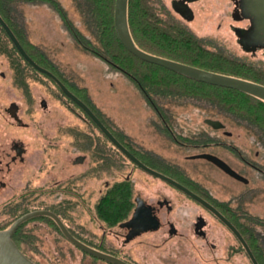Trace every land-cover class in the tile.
<instances>
[{
  "label": "rangeland",
  "instance_id": "obj_1",
  "mask_svg": "<svg viewBox=\"0 0 264 264\" xmlns=\"http://www.w3.org/2000/svg\"><path fill=\"white\" fill-rule=\"evenodd\" d=\"M61 2L70 18L89 34V29L74 0H61ZM192 6L194 16L183 18L176 11L172 0H155L157 9L170 10L175 20L178 19L181 24L192 30L201 43L212 51L221 52L230 58L247 63L246 65H251L250 67L255 70H264V46L256 45L248 36L240 37L241 33H244L241 28H249L248 22L244 19L243 12H237L234 8L232 0H197ZM12 8L14 14L16 13L17 23L24 30L25 38L38 46V50L55 65L74 88L85 89L89 104L100 114V117L105 119L109 128L119 133L121 139L128 136V140L139 151L148 149L158 152L159 157H165L164 160H168L170 154L171 157L175 156L180 164L183 163L182 167L188 168L194 182L211 188L219 199L229 200L230 195L249 191L248 197L246 196L247 198L241 202L239 213H246V220L249 217L247 214L256 218L250 219L253 224L247 222L255 227L256 234L261 238L258 243L264 246V177L255 172L249 184H242L211 165H203L199 161L185 163V154L192 152L184 154L173 144L170 150L161 142L159 132L162 131V119L136 86L126 75L112 71L100 59L87 55L79 49L56 12L47 5H32L24 1L14 4ZM236 29H239L238 32ZM2 41L8 44L0 27V44ZM198 43L200 46L198 44L197 46L202 49L201 43ZM252 43L257 47L251 46ZM12 59L13 57L9 58L3 50H0V203L19 191L30 192L29 194L34 198L37 195H45L46 191L44 192L43 189H48L47 185L63 183L65 189L67 183L74 184L75 194L70 193V197H66L72 198L73 209L69 210V214L66 213L68 215L64 219L71 226L75 220L82 227L98 230L97 203L112 184L125 180L129 172L133 173L132 164L112 148L111 141L105 139L99 127L82 109L59 95L56 86L45 76L39 72H30L26 75L20 72V74L14 73L12 69L17 67ZM20 67L22 69L26 65L22 64ZM160 86L163 87L162 84ZM81 93L83 95L84 92ZM157 103L171 116L170 119H177V122H174L178 126V132L186 135L211 130L205 124V118L229 116L217 105L199 99L186 98L176 102L170 96H164L158 97ZM236 119L237 124H229L230 130L236 133L248 130L247 125L241 122L239 117ZM255 134L254 139L248 138L245 134L241 135L239 145L248 150L249 154L250 151L251 154L255 153L256 162L264 166V148L256 143V138L261 133L255 132ZM88 136L96 142L101 140L105 146L107 140L111 147L109 152L114 157L112 162L101 163L99 169L90 171L94 164L95 167L98 166V161L92 160ZM76 138L80 151H76L73 146ZM54 161H56L55 166H53ZM152 166L167 173V170L159 165L152 164ZM157 180L137 168L132 176L134 193L142 192L148 186H157L153 184ZM161 182L158 180L159 184ZM64 196H67L66 191ZM75 201L79 202L78 205ZM50 224L46 226H51ZM217 229L215 238L221 244L224 238H228V233L226 230ZM39 236L45 244L43 251L45 254L53 252L55 254V250L47 249L51 244L53 246L59 244L63 248L62 251L60 250L63 264H74L76 258L77 260L84 258L85 262H90L88 256H84L70 245L59 232L43 229V233ZM175 243L173 242L172 248L178 252L177 256H182L184 246L179 248ZM179 249H182V252L178 251ZM189 254L191 260H197L195 253L190 251ZM156 255L157 258L152 254L156 264L170 263L166 251L165 254ZM177 259L175 255L171 256V264ZM240 262L246 264L243 257Z\"/></svg>",
  "mask_w": 264,
  "mask_h": 264
},
{
  "label": "flooded vegetation",
  "instance_id": "obj_2",
  "mask_svg": "<svg viewBox=\"0 0 264 264\" xmlns=\"http://www.w3.org/2000/svg\"><path fill=\"white\" fill-rule=\"evenodd\" d=\"M195 1L197 0H172V4L176 2L178 3L179 7L183 9L176 10L178 14L183 18H192L194 16L192 3ZM245 2L246 0H232L233 6L237 10V12L242 11ZM188 5L193 9L192 17H187L184 13V11L190 10L187 8ZM244 19L247 20L248 27L253 24V20L251 17L245 16ZM244 28L246 27H243L241 29L244 30ZM241 38L244 37L241 36ZM256 45L252 43L251 46L257 47ZM6 55L9 58H12L11 53H6ZM44 68L50 71L74 94H76L74 92L73 85L64 78V75L60 73L56 67H53L52 69L46 67ZM12 71L14 73L20 72L23 75H26L30 72H39L49 81H51L53 85L56 86V91L59 93V95H61V97L64 96L72 101L64 93L59 83L53 76L38 71L35 67H24L22 69H16L15 67H13ZM14 85L16 86V84ZM44 104H46V102H44ZM29 112L30 111H28V113ZM159 116L163 122V125L161 126L162 131L159 132V138L161 142L164 143L170 150L171 145L173 144L178 147V151L183 152L184 154L192 152L191 154H185V163L189 161H199L202 162L201 164L203 165H211L226 176L242 184H249L251 181V177H253L255 172H258L260 176L264 177V166L256 162L255 153L251 154V151L249 150L251 154L250 155L248 153V150L246 151V149L241 148L239 145V138L241 137V135L245 134V136H247L248 138L251 137L252 139H254V136L256 134L255 132H252L250 130H244L243 132L241 131L238 133L230 130V123H238L235 116L224 115L223 117L219 118H205V124L212 130L199 131L197 133L195 132L192 135L211 138V141H192L190 139L191 135H186L182 132H178L172 129L173 126L171 124L172 119H170V115L163 116L159 114ZM206 119L221 121L224 126L220 129H215L211 125L206 123ZM17 121H19V119H17ZM175 121L177 122V119H175ZM101 133L106 137L105 139H109L102 131ZM115 137L144 164L154 170L156 169L152 166V164L161 166L162 168L167 170V173H164L160 170L156 171H159L165 176L171 178L173 181L181 184L183 187L193 192L195 195L199 196L201 199L214 207L234 226L235 229L239 231V233L245 239L247 245L242 241L236 231L231 226H229L211 207L196 199L191 194H189L186 189L178 187L172 181L170 182L167 179L153 175L144 170L130 157L119 150L110 139L109 141H111V143L113 144L112 148L119 152L122 157L130 161L129 163L132 164L134 171L139 168L149 175L155 177L156 179L162 181L161 184L158 183V180L157 182H153V184H157V186L155 185V187L148 186L147 188H144L142 192L133 193L130 213L124 219L115 223H110L102 220L97 215L96 223L98 230H91L84 226L82 227L78 224V222H75V220L73 226L69 225L67 223L68 221H66L64 217L70 209H73L74 202L72 201V198L69 199L66 197H70V193L74 195L75 191L74 184L71 185L68 183L65 189L63 188V183L47 185L48 189H43L44 192L46 191L45 195H37L36 197L34 196V198L29 194L30 192L19 191L14 193L6 201L0 203V205L8 201L14 203L17 196L19 198L21 193H26L24 196L25 201H36V204L39 206V208L36 209L51 210L58 214L66 224L69 231L80 241L84 242L92 248L119 257L128 264H156L153 257L157 258V253L165 254V251L167 254H169V264H171V256L173 255L178 257L177 260L172 261L173 264H243V262H240L241 257H243L246 264H255L252 254L257 259L259 264H264V246L263 244L260 245L258 243L260 242L261 238L258 234H256L255 227L250 226L248 223L252 222L250 221V219L255 220L256 218H253V216L247 214V216L249 217H247L248 220H246V213H239V208L240 206H242L241 202L248 197L247 194L249 193V191L243 192L242 194L230 195L229 200L221 198L219 199V197H217L213 193L211 188L203 187L201 186V183L197 184L196 182H194L189 174L188 168L184 166L182 167L181 165L183 163L180 164L181 162H179V160H177L175 156L171 157L170 154L168 160H164L163 158L165 157H159L158 152H154L148 149L142 152L139 151L128 140V136L123 139H121V137L118 138L116 135ZM122 140L124 142H122ZM88 144L90 152L93 155L92 160L94 162L98 161V166L95 167L94 164L92 170L90 171H93L97 168L99 169L101 163H110L114 159V157L109 152L111 147L108 145L107 140H105V146L102 144L101 140H98V142H96L95 140H93V138H91V136H88ZM128 144L131 148H128ZM73 146L75 147L76 151H80L77 138L76 142L73 143ZM201 154H212L219 157L224 162H226L233 170L243 176L244 179H238L234 177L207 158L194 157ZM145 159L149 162H147ZM55 164L56 161H54L53 166H55ZM129 173L130 174L127 175L126 179H130L132 181L133 173ZM151 187L152 189L150 190ZM65 191L67 192V196H64ZM236 197L238 199H235ZM75 203L76 205H78L79 202L75 201ZM138 210H141L145 214L148 213L149 215H153L154 217H156L158 220V227L149 228L148 230L141 231L140 233H134L138 225H144L145 222H147V220L149 219V216L147 214L146 217H143L139 221H137L138 223H135V226L133 224V218ZM27 222L28 225L26 226V231L29 234L28 239L32 242L30 245V247H32L30 250L31 255H29L28 257H30L38 264H63L62 255L60 252V250L62 251L63 248L59 244H55L54 246L51 244L50 247L47 248L48 251L55 250V254H53L54 252L46 254L43 252L45 244H43V241H41V238L39 236L41 233H43V229L44 231L47 229H51L52 232L53 230L56 233L59 232L62 237L70 243V245L82 252L84 256H88L90 258V262L87 263L85 262L84 258H79V260H77V258L74 256V258H76L74 264H107L106 262H108V264H116L111 261L101 259L81 249L64 235L59 226L57 228L54 225L50 224L53 222H49L48 220H35L33 218L28 220ZM48 223L51 226H46V224ZM253 223L254 222H252V224ZM148 224L150 223L148 222ZM217 228H219V230H226L228 233V238H224L221 244L215 238V232L217 233L218 231ZM173 242H176L175 244L179 246V248L184 246V252L182 253V256H177L178 252L172 248V246L174 245ZM180 243H182L181 246ZM164 246L167 247L164 248ZM178 251L182 252V249H179ZM190 251L195 253V256L198 257L197 260H191V255L189 254ZM152 254L154 255L153 257Z\"/></svg>",
  "mask_w": 264,
  "mask_h": 264
},
{
  "label": "trees",
  "instance_id": "obj_3",
  "mask_svg": "<svg viewBox=\"0 0 264 264\" xmlns=\"http://www.w3.org/2000/svg\"><path fill=\"white\" fill-rule=\"evenodd\" d=\"M22 1L32 5L43 4L50 7L62 19L64 28L73 36L79 49L87 55L100 59L112 71L126 75L158 114L168 116L158 105V97L170 96L176 102L186 98L199 99L217 105L229 115L239 117L241 122L247 125L248 130L261 133L260 136H257L256 143L264 148V100L233 88L189 78L163 66L145 61L130 52L120 40L115 27L116 0H74L89 29V34L79 28L70 18L61 0H0V14L14 30L29 55L38 64L52 69L55 65L38 50L36 44L25 38L22 26L17 23V16L12 7ZM128 20L136 44L148 53L264 85V70H255L250 67L251 65H246L247 63L230 58L221 52L212 51L201 43L192 30L181 24L178 19L175 20L170 10L157 9L155 0H129ZM0 27L9 44L2 41L0 50L12 54V60L17 68H21L22 64L33 68L20 54L1 23ZM198 42L201 43L202 49H199ZM161 84L163 87H159ZM74 92L109 128L105 119L100 117V114L89 104L85 89L74 88ZM81 92H84L83 95ZM70 102L73 103V101ZM174 121L171 120L172 129L179 131ZM109 129L119 138L118 132ZM190 139L192 141L212 140L199 135H191ZM122 142L124 141L122 140ZM128 148H131L129 144ZM133 193L134 186L130 179L112 184L97 204L98 217L110 223L124 219L130 213ZM25 194L21 193L19 198L17 196L14 203L8 201L0 205V229L9 228L17 218L39 208L36 201H25ZM67 213L69 214V211ZM33 219L48 220L58 228L56 222L49 216H38ZM27 225V221L21 224L13 235V239L19 248L29 256L31 255L32 247L30 245L32 242L28 239Z\"/></svg>",
  "mask_w": 264,
  "mask_h": 264
},
{
  "label": "water",
  "instance_id": "obj_4",
  "mask_svg": "<svg viewBox=\"0 0 264 264\" xmlns=\"http://www.w3.org/2000/svg\"><path fill=\"white\" fill-rule=\"evenodd\" d=\"M128 3L129 0H116L115 3V12H114V20H115V27L118 33V36L120 40L123 42V44L127 47V49L138 56L139 58L148 61L150 63H154L160 66H163L167 69L173 70L179 74H182L184 76H187L189 78L205 82L208 84L223 86V87H229L233 88L251 95H254L260 99L264 100V85L245 80L238 77H233L217 72H213L207 69L199 68L193 65H189L183 62L171 60L168 58L160 57L151 53H148L142 49L136 44L131 31L129 27V20H128ZM174 6L178 10H183L181 7H179L178 3H174ZM189 11H184L185 15L187 17H192L193 15V9L188 5L187 6ZM242 12L244 16L251 17L253 20V24L248 28H244L241 35L248 36L251 41H253L257 45L264 46V0H246L245 4L243 5ZM0 23L3 26V28L8 33L9 37L12 39L13 43L17 47L20 54L24 57V59L33 67H35L38 71L47 73L51 76H53L57 82L59 83L60 87L64 91V93L73 101L75 102L89 117L92 119V121L99 127V129L115 144V146L121 150L124 154H126L128 157H130L136 164H138L140 167H142L147 172L159 176L161 178L167 179L170 182L172 181L175 183L178 187H181L183 189H186L181 184L173 181L171 178L165 176L164 174L160 173L159 171H156L152 169L151 167L144 164L142 161H140L133 153H131L113 134V132L103 123V121L97 116V114L91 109V107L84 102L79 96L74 94L62 81H60L57 77H55L50 71L42 67L40 64H38L26 51L25 47L21 43L20 39L14 32V30L11 28V26L8 24V22L4 19V17L0 14ZM238 32V31H237ZM240 33V32H239ZM245 34V35H244ZM206 123L211 125L215 129H220L224 125L221 121L213 120V119H206ZM194 157H204L211 161H213L215 164L223 168L226 172L230 173L234 177L238 179H244L243 176H241L239 173H237L235 170H233L226 162H224L219 157L212 155V154H201ZM189 194H191L196 199L202 201L209 207H211L214 211L217 212V214L229 225L231 226L236 233L240 236L242 241L247 245L245 239L242 237V235L239 233L237 229L234 228V226L220 213L218 212L214 207H212L210 204H208L206 201L201 199L199 196L195 195L193 192L186 189ZM148 214V213H147ZM144 212L141 210H138L133 218V224H137L141 218L146 217ZM38 216H49L53 218L64 235L75 245L80 247L81 249L85 250L86 252L93 254L101 259L111 261L116 264H128L124 260L120 259L119 257H116L114 255L102 252L100 250H97L95 248L90 247L89 245L85 244L84 242L80 241L78 238H76L67 228L66 224L62 220V218L56 214L55 212L51 210L46 209H36L33 211H30L19 218H17L9 228L0 230V264H38L35 261H33L30 257H28L16 244V242L13 239L14 233L17 231L19 226L23 224L24 222ZM149 219L147 222H145L144 225H138L134 233H140L141 231L148 230L149 228H157L158 227V220L153 215H149ZM148 222L150 224H148ZM136 226V225H135ZM252 257L255 261V264H259L257 259L252 254Z\"/></svg>",
  "mask_w": 264,
  "mask_h": 264
}]
</instances>
